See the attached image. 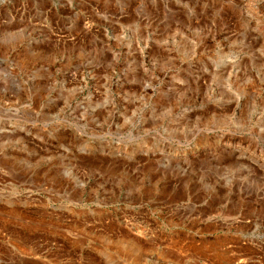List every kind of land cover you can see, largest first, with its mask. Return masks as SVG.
<instances>
[{
    "label": "rangeland",
    "instance_id": "1",
    "mask_svg": "<svg viewBox=\"0 0 264 264\" xmlns=\"http://www.w3.org/2000/svg\"><path fill=\"white\" fill-rule=\"evenodd\" d=\"M0 264H264V0H0Z\"/></svg>",
    "mask_w": 264,
    "mask_h": 264
}]
</instances>
